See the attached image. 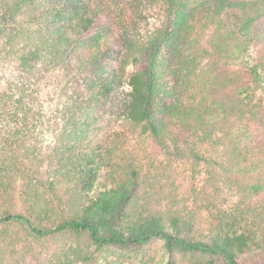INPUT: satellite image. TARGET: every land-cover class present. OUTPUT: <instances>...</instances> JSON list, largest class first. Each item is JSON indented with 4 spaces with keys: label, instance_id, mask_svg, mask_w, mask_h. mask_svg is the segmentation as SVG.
I'll return each mask as SVG.
<instances>
[{
    "label": "trees",
    "instance_id": "1",
    "mask_svg": "<svg viewBox=\"0 0 264 264\" xmlns=\"http://www.w3.org/2000/svg\"><path fill=\"white\" fill-rule=\"evenodd\" d=\"M107 114L235 198L158 187ZM0 264H264V0H0Z\"/></svg>",
    "mask_w": 264,
    "mask_h": 264
},
{
    "label": "rangeland",
    "instance_id": "2",
    "mask_svg": "<svg viewBox=\"0 0 264 264\" xmlns=\"http://www.w3.org/2000/svg\"><path fill=\"white\" fill-rule=\"evenodd\" d=\"M87 1V0H86ZM122 2H134V0H121ZM144 12V11H143ZM146 20L141 21L140 30L145 32L155 25L153 14L144 12ZM122 43L119 39L116 40V46L110 57H106L112 66H116V59L120 57V48ZM109 65V66H110ZM131 66L125 67V73L122 80L121 88L127 89L126 75L130 72ZM171 131H175L174 127H170ZM109 137V138H108ZM96 139L109 140L118 143L120 149L129 151V153L137 156V159L143 164L145 171L149 170L158 178L157 186L160 183L164 189L171 187L168 183L173 182L176 187H185L190 191L191 187H195L198 191H208L214 193L217 190L216 200L221 203V199L225 198L224 204L230 203L235 196L233 190L228 187L225 182L220 179L216 184L211 183L205 174L204 164L192 167V162L186 161L184 164L180 159H174L175 156L168 155L165 150H161L150 138L142 136L131 127L124 119L115 114H107L100 123V130L96 135ZM128 155V154H127ZM192 193V192H191ZM205 195H202L201 198ZM192 198H190V201Z\"/></svg>",
    "mask_w": 264,
    "mask_h": 264
}]
</instances>
